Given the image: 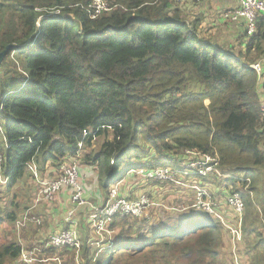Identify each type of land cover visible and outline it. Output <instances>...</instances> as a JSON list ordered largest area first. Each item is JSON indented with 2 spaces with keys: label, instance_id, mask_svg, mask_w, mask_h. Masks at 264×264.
I'll list each match as a JSON object with an SVG mask.
<instances>
[{
  "label": "trees",
  "instance_id": "16d2710c",
  "mask_svg": "<svg viewBox=\"0 0 264 264\" xmlns=\"http://www.w3.org/2000/svg\"><path fill=\"white\" fill-rule=\"evenodd\" d=\"M91 1L0 0V54L10 48L0 63L6 142L0 150L8 179L0 190L13 193L26 178L38 189L27 166L32 161L39 171L69 158L95 166L109 194L129 171L177 169L186 150L209 155L226 175L225 190L243 199V255L264 264V62L261 75L251 67L264 60V17L253 35L245 25L240 52L201 37L200 22L186 20L177 0H109L111 10L95 19L86 9ZM102 135H111L102 150L79 159L81 148ZM167 154L174 165L165 162ZM22 205L3 206L0 198V233L15 225ZM184 212L138 227L128 224L133 217H116L112 247L102 242L109 252L92 262L85 244L81 264H235L223 224L192 208ZM28 223L17 227L43 224ZM125 228L132 234H121ZM50 239L39 244L33 264H55L56 251L76 252L50 247ZM21 253V244L5 238L0 264H26Z\"/></svg>",
  "mask_w": 264,
  "mask_h": 264
},
{
  "label": "built area",
  "instance_id": "2783aa9c",
  "mask_svg": "<svg viewBox=\"0 0 264 264\" xmlns=\"http://www.w3.org/2000/svg\"><path fill=\"white\" fill-rule=\"evenodd\" d=\"M188 1L194 0H177L180 5H185ZM202 0H195V2H201ZM238 2L237 9L228 10L219 15L221 22L227 23H239L244 21L248 27V34L253 35L256 32L255 21L258 17H264V0H234ZM112 4L109 0H92L87 6V10L93 19L97 18L103 12L111 10ZM60 11H56V15ZM264 60L252 64V68L259 74H262V63ZM262 111L264 116V104H262ZM186 158L179 160V170H172L168 168H157L146 171L139 169L136 172L142 180L145 182H168L174 185L177 190L183 189L181 186H185L181 182V177L196 176L203 178L206 176L219 173L218 159H214L209 155H204L189 150L185 151ZM3 154L0 150V183L6 184L8 179L4 177L3 167ZM30 173L34 176L39 184V191L35 199V206L39 204H50L58 195L67 191L70 196V200L78 207H86L88 201L85 197L84 182L81 179L80 169L81 165L78 161L72 158L64 161L58 169L57 176L50 181H41L39 175V169L35 162L28 164ZM180 169L182 171H180ZM135 173V172H133ZM183 174V176H182ZM220 174V173H219ZM195 190V201L191 206H183V211L190 208L196 211L203 212L206 216L220 221L224 228L228 230L229 237L233 245L243 241V221L245 205L243 199L238 192H231L226 196L223 202L216 200L215 198H209L207 192L201 191L198 186H189ZM108 201L100 208L93 210L91 216L92 227L99 237L107 235L105 239L108 241L107 247H112V241L109 228L114 222L116 217H133L139 218L146 214L147 208L150 206L149 196L141 193L135 199H129L123 197L118 184H113L109 192ZM229 209L233 215L234 220L231 222L225 219V210ZM74 212L69 213L68 220L72 218ZM26 222H31L36 225H41V220L36 217L30 218L28 215L24 217L22 221L18 222V227H22ZM72 223V222H71ZM104 242V240H100ZM49 246L56 248L69 247L71 249L79 247L76 232L74 230H62L52 236L49 242ZM36 251L21 253V261L26 264H33L36 260Z\"/></svg>",
  "mask_w": 264,
  "mask_h": 264
},
{
  "label": "rangeland",
  "instance_id": "374dc122",
  "mask_svg": "<svg viewBox=\"0 0 264 264\" xmlns=\"http://www.w3.org/2000/svg\"><path fill=\"white\" fill-rule=\"evenodd\" d=\"M196 90V88H195ZM210 102L208 100L204 101V105L206 107H209ZM111 139V135H102L98 138H96L94 144L92 143V148L91 146L88 147L87 149H89V151L91 154H94L98 151L102 150L103 144L107 141ZM3 146V144H2ZM154 154V153H153ZM171 157H169V155H166V159L165 162L168 163L169 165H174V162L171 161L170 159H172V155H170ZM84 157V156H83ZM169 158V159H168ZM150 159L148 160V162H150ZM163 162V161H162ZM177 166V164H176ZM168 169H172V170H179L180 166L178 165L177 169L171 168V167H167ZM98 170V169H97ZM138 169L129 171L126 176H124V178L122 180H120V183L118 184L119 189L121 190V193L124 195L123 191L125 189V186L127 185V180L128 178H133V180L138 182V185L140 184V192L146 194L149 196V201H150V206L147 208L146 210V214L143 217H139V218H127L129 219L128 224L129 225H136L137 227L139 226V224L142 223V221H148V220H154L157 219L159 222H163V221H168L169 216L175 213H179V214H184L186 212H184L183 206H188L190 203H194L195 201V190L192 189L191 185H197L198 188L201 191H205L207 192V196L209 198H219V194L222 192V189L224 188L223 192H226L225 196L229 195V193L231 192V189L226 190L225 191V184H227L225 182V177L226 175H222V173H215L212 176V180L209 181L208 183H204V182H200L201 178H198L196 176H191V177H181V182L183 184L186 185L185 186H181V188H183V192L190 194V198H187L185 195H178V190H176V188L174 187L173 184L168 183V182H145L144 180H142L140 178V176L136 173L138 172ZM180 171H182L180 169ZM40 172V171H39ZM135 172V173H133ZM56 172V176H57ZM214 175H217V179H215ZM43 178H45L46 180H42L40 177L41 181H48L49 179L52 180L54 177V174H48L46 173V175H40ZM183 176V174H182ZM117 176L114 177L113 180H116ZM221 180V181H220ZM221 184H217V182H219ZM131 183V182H130ZM129 183V184H130ZM220 185V186H219ZM241 190H247L248 188L246 187L244 189V185L241 184V186L239 187ZM39 191V186L37 189L36 183L34 180H32L31 178H26L25 181L19 185L18 188L15 189V191H13V193H9L7 190L3 189L0 190V198H1V204L3 206H9V204H11L12 202H20L21 204H23V207L21 210L18 211V219L17 222L19 220L22 219V217L28 212H32L34 216H36L37 214L39 215V217L41 218V226L40 227H33L28 225L27 229H18L17 227V222L15 223V225H8L4 226L2 228V231L0 233V244L5 243V238L8 241H14V243L17 244H21V248H22V252L26 251V252H30V251H36L37 248H40L41 245H39L40 243H37V238L39 237V235H36L34 233V231H38V233H41L44 231V229L48 226L49 220L47 218V215L50 214V211H47V209H49L51 206H49V204L45 203V204H40L38 206H34L35 203V198L37 196V193ZM14 192H16V198L13 196ZM36 195V196H35ZM224 196V195H222ZM219 199H223V198H219ZM225 200V199H224ZM188 202V203H186ZM185 203V204H184ZM53 205L55 204V201L52 203ZM184 204V205H183ZM43 208H45L43 210ZM27 215H29V213H27L24 217H27ZM23 217V218H24ZM125 219V218H124ZM225 219L229 222L232 223V221L234 220V215L233 213L229 210L226 209L225 210ZM31 224V223H28ZM127 224L124 225V227H126ZM227 230V229H226ZM110 231V236H112L114 238V236L116 237L118 232L120 231V229H111L109 228ZM126 233L131 235V230L128 228V230H125L121 233ZM97 238L100 241V237L99 235H96ZM104 237V236H103ZM252 236H248V238L246 237L247 241L249 240L252 241ZM11 239V240H10ZM103 240H105L103 238ZM250 243H247V245ZM230 247L227 245V248ZM105 246L104 244L100 243V242H95V245L91 246V251L89 253V256L91 258H93L92 262H96L97 260H99L100 258H102L104 255H106V252H109V250H105L104 249ZM225 248H226V244H225ZM231 248L233 251H236L238 255H241L244 249V243H242L240 245V243H237L236 245H233L231 242ZM75 249V248H73ZM76 250V249H75ZM56 253H58V251H56ZM55 253V258L54 259V263L55 264H81V259L83 258V253L82 254H78L77 251L75 252L74 250L67 252V250H60V253L57 255ZM53 257V256H52ZM74 260V261H72ZM242 261L243 264H247V258L246 257H242ZM10 264H20L18 263L19 261L16 262H11L9 261ZM83 264V262H82ZM93 264V263H92Z\"/></svg>",
  "mask_w": 264,
  "mask_h": 264
},
{
  "label": "crops",
  "instance_id": "0c3cea01",
  "mask_svg": "<svg viewBox=\"0 0 264 264\" xmlns=\"http://www.w3.org/2000/svg\"><path fill=\"white\" fill-rule=\"evenodd\" d=\"M238 6H239L238 2L234 0H205L199 6L187 4V5H183L182 7H183V15L185 16L186 20L188 21L198 20L200 22V26L198 30L201 37L210 40L211 44L220 47L224 50L233 49L235 51L238 50L240 52H245L246 45L244 44V39L242 38V36H244L245 34L246 23L244 21H240L239 23H236L234 25L223 24L224 22H221L219 17L221 13L228 10L237 9ZM260 94L264 104V91L261 89H260ZM1 123L2 122H0V131L2 132L3 125ZM89 133L91 134L92 130H90ZM95 140L92 142L93 144ZM0 144L6 146L5 138H3L1 135H0ZM91 148H92V144H91ZM90 152L92 151H89V149H87L84 146L81 148L78 158L79 159L83 158V156L89 154L94 156L100 151L94 154H91ZM80 164H81V169H80L81 179L84 182L85 197L86 200L88 201L87 206L78 207L76 204H73L71 202L69 193L67 191L62 192L54 200L55 201L54 205L52 204L54 201L49 204V206L51 205L52 206L49 209H47V211H50L49 212L50 214L47 215V218L49 220L48 226L44 229L43 232L36 234L39 235V237L37 238V243L43 244L46 240L50 239V236L52 234L57 233L60 230H66V229L74 230L76 232V237L79 244V247L75 248L78 254H80V250L83 245L88 244L91 247L95 245V242H100L96 236L97 233L95 231V228L92 227L91 216L93 214V210H95L96 208H100L104 204H106L109 197L106 190L103 189V187L99 184V181L97 180L96 177L97 169H95V166H90L89 164H85L83 161H81ZM58 169L59 166L55 167L54 165L49 163L43 170H40L39 175L42 174L46 175L47 173V175L54 174L55 177L56 176L55 174L56 172H58ZM40 177L42 180H46L42 176ZM48 181H50V179ZM123 193L124 195L122 193L121 194L125 198H129V199L137 198L142 193L140 192V184L138 185V182L133 180V178H128L127 185L125 186ZM225 194L226 192H221L219 194V198H223V199H218V198L215 199L224 201V199L227 196V195L225 196ZM178 195H185L187 198H190V194L188 193L185 194V192L182 191H179ZM44 209L45 208H43V210ZM71 212H74V214L72 215V218L68 220V215ZM36 217H38L41 220L38 214L36 215ZM107 237H108L107 235H104V237L103 236L100 237V240H103V238L106 239ZM242 243L243 241L240 242V245ZM227 245L229 246V241L227 242ZM230 249L233 254L234 263L243 264L242 257H245L243 253L241 255H238L236 251H233L231 248V243H230ZM249 261L247 258V264H249Z\"/></svg>",
  "mask_w": 264,
  "mask_h": 264
},
{
  "label": "water",
  "instance_id": "95a60500",
  "mask_svg": "<svg viewBox=\"0 0 264 264\" xmlns=\"http://www.w3.org/2000/svg\"><path fill=\"white\" fill-rule=\"evenodd\" d=\"M8 49H10V48L8 47L5 52H3L2 54H0V63L2 62V60L4 59V57L6 56V54L8 53Z\"/></svg>",
  "mask_w": 264,
  "mask_h": 264
}]
</instances>
